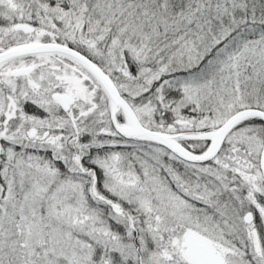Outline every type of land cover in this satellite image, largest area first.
Returning <instances> with one entry per match:
<instances>
[{
	"label": "snow or ice",
	"instance_id": "snow-or-ice-1",
	"mask_svg": "<svg viewBox=\"0 0 264 264\" xmlns=\"http://www.w3.org/2000/svg\"><path fill=\"white\" fill-rule=\"evenodd\" d=\"M0 264H264V0H0Z\"/></svg>",
	"mask_w": 264,
	"mask_h": 264
}]
</instances>
